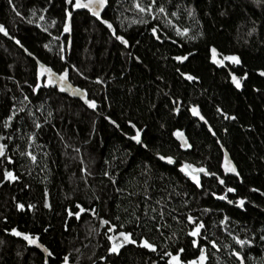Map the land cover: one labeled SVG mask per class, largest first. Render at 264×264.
Here are the masks:
<instances>
[{"label":"trees","instance_id":"obj_1","mask_svg":"<svg viewBox=\"0 0 264 264\" xmlns=\"http://www.w3.org/2000/svg\"><path fill=\"white\" fill-rule=\"evenodd\" d=\"M157 3L166 8L168 19L181 28L188 27L189 34L195 38L184 40L176 36L174 30L166 26L164 16L157 20L149 18L147 24L131 25L129 21L136 15L124 11L130 0H119V3L110 0L111 6L103 15L113 24L117 34L129 41L128 48L115 41L106 27L87 13H75L70 21L71 31L62 34L63 0H51V3L48 0H13L12 5L8 0H0V24L23 45V48L18 47L0 35V118L13 104L12 97L22 99L20 91L23 90L32 101L28 107L33 111V118L40 123L45 118L49 120L42 130H36L31 127L30 120L28 126H24L25 114L21 113V119L14 121L21 127L19 134L0 126V135L14 137L13 141L5 139L0 143L8 145L7 155L14 160V165L8 167L20 177L17 182L0 185V240L4 241L0 244V264H43L45 260L26 242L8 235L6 230L12 227L37 237L52 251L54 255L48 258L49 264H61L65 255L70 258L69 264H151L153 259H158L159 253L131 245L122 248L120 255L109 256L105 250L107 226L100 228L98 219H93L89 213H82L79 221L64 213L65 208L74 209L75 204L80 203L87 209H95L100 218L111 219L117 225L123 223L124 230L132 231L137 240L143 235L160 245L161 239L149 230L151 224L141 222L137 226L134 216H130L137 202L143 208V201L139 196L129 197L128 192H142L145 180L152 186L153 198L160 197V189H164L165 194L173 190L180 193L172 197L171 207L177 214L189 212L203 219L210 238L218 242L233 246L219 229L218 220L224 215L232 222L229 229L241 238L246 235L242 228H247V234L251 235L252 229L264 227V195H261L264 193V78L257 74L264 70V7L256 6L252 0H157ZM13 6L24 20L11 11ZM189 8L193 11L191 17L187 15ZM173 11L177 12V17L170 15ZM41 13L44 20L39 19ZM29 17L32 24L26 22ZM53 20L56 23L48 27ZM36 23L48 27V31L42 32ZM152 26L159 29L161 40L152 37L149 31ZM250 28L254 29L251 35L248 34ZM53 36H59V40H53ZM172 40L177 43L173 44ZM44 45H48V49ZM61 45L66 46L64 61L59 59ZM211 47H215L221 57L239 56L242 64L217 68L211 63ZM24 49L36 59L28 56ZM174 55H188V59L178 63L171 59ZM37 61L57 73L69 68L71 82L96 101L97 110L91 112L80 102L52 88H41L37 95H31L28 84L35 81ZM72 65L87 79L72 72ZM177 68L195 75L198 81L183 80ZM229 70L237 75L248 73L239 91L230 83ZM97 77L104 81L103 85L93 83ZM254 88L259 91H253ZM169 96L183 102L178 114L171 112L173 105ZM42 101L46 103L42 105ZM190 105L198 106L215 136L207 131L202 121L191 116L187 111ZM217 107L237 119L225 120L215 111ZM36 108L41 110L37 112ZM48 111L52 112L51 117L47 116ZM104 116H109L119 128L109 124ZM128 121L144 129L142 140L147 149L127 139L134 134ZM177 130L184 133L190 148H180L178 140L172 136ZM25 133L36 134L31 147L27 145ZM221 147L236 165L239 180L224 177L220 167L224 159ZM25 148L36 155V164L19 155ZM156 153L172 156L174 165L158 160ZM114 155L116 160H113ZM181 162L216 172L226 186L236 188L235 194H223L233 200L244 198V209L212 197V192H222L214 177L201 174L203 188L196 189L179 173ZM145 164L150 169L147 177L142 175ZM81 167L90 174H82ZM105 170L116 180L115 185L103 176ZM25 184L29 187L24 188ZM251 188L258 191L251 192ZM45 191L49 209L43 207ZM185 199L188 200L187 208L183 204ZM16 203L35 207L31 212L27 207L24 212H18ZM204 208L210 212L202 214ZM141 209H136V214ZM182 227L173 223L171 231L176 232L179 239L165 247L172 251L183 246L184 257L192 258L195 250L188 244ZM259 234L256 233L255 245L244 249L255 261L264 259ZM221 249L216 254L220 264H233L234 258L223 250V244ZM100 256H105V260L100 261ZM210 264H217V261L211 258Z\"/></svg>","mask_w":264,"mask_h":264},{"label":"snow or ice","instance_id":"obj_2","mask_svg":"<svg viewBox=\"0 0 264 264\" xmlns=\"http://www.w3.org/2000/svg\"><path fill=\"white\" fill-rule=\"evenodd\" d=\"M48 2L51 3V0H48ZM117 2L119 3V0H117ZM8 3L9 5H12L13 0H8ZM252 3L256 6L264 7V0H252ZM63 4L65 7L63 8L62 34L69 33L71 31L70 21L73 19L74 14L79 12L80 10H85L88 15L94 17L96 21L106 27V29L109 33H111L115 41H118L120 45L124 46V48L130 47L129 41L123 35L117 34V32L114 30L113 24L110 23L108 20L104 19L102 16V13L106 12L107 8L111 6L110 0H63ZM120 7H123V5H120ZM11 11L15 13V15L21 20H24V17L21 15V13L17 10L16 7L13 6ZM124 11H130L136 15V18L131 19L129 21L131 25L147 24L149 23V18L152 20H157L160 16H164L166 20V26L174 30V34L176 36L184 40H192L195 38L194 36L189 34L190 29L188 27L181 28L175 23H173V20L168 19V16L165 15L166 8L163 5H158L157 0H148L147 3H144V0H130L129 7L124 8ZM33 15H36V13L34 12ZM170 15L172 17H177L178 14L177 12L173 11L170 13ZM187 15L189 17L193 15V11L191 8L187 10ZM39 19L44 20L45 16L41 13ZM26 22L28 24H32L33 20L31 19V17H29ZM55 23L56 21L53 20L48 25V27H51ZM35 26L39 28L42 32L48 31V27H44L40 23H36ZM253 30L254 29L250 28L248 34L251 35ZM149 31L153 38L158 41L161 40V34L156 26H152ZM0 34H3L4 36L13 40L18 47L23 48V45L18 39L9 36V33L3 24H0ZM49 35H51V33H49ZM196 35H199V33H197ZM52 39L59 40V36H53ZM172 43L176 44L177 41L172 40ZM44 47L48 49V45H44ZM65 47V45L60 46L59 59L61 61L65 60ZM24 51L28 56H32V53L29 52L27 49H24ZM210 52L211 63L217 68L224 69L228 65L238 66L242 64L240 57L237 55H224L221 57L215 47H211ZM188 55L192 54L189 53ZM188 55H174L171 57V59L178 63H183L188 59ZM32 58L33 60L36 59L34 56H32ZM139 62V58H137V63ZM225 62H227V64H225ZM70 70L72 72H75L78 76H81V78L87 79V77H85L76 66H70ZM177 72L183 80L188 81L189 83L193 81H198V77L180 71L179 68H177ZM68 73L69 68H64L63 71L57 73L56 71H53L52 68L46 67L44 64H41L39 61H37L35 81L32 84H28V87L31 89V95H37L38 90L41 88L53 87L62 93L67 91L70 88V85H68ZM257 74L260 77H264V70H259ZM227 76L230 78L231 85L237 91H239L242 88V82L248 78V73L244 72L243 75H237L233 71L229 70L227 72ZM8 79H11V77H8ZM93 83L97 85H103L104 81L101 78L97 77L93 81ZM17 88L19 89L20 86L17 85ZM253 91L259 90L254 88ZM70 94L73 96L79 94V98L83 101V104L88 109H91L94 112L96 111L97 103L94 99L88 98L86 91L81 89H72L70 91ZM165 95H167V93H165ZM20 97H22V99L12 97L13 104L9 108L7 114L4 117L0 118V126H2L5 131L11 128L13 131L19 134L21 132V127H17L14 121L21 119L20 114L24 113L25 127L28 126V121L30 120L32 128L36 130H42L43 125L49 123V120L45 118L43 123L37 122V120L33 118V111L31 110V108L28 107V105L32 104L30 96L28 94H25L23 90H21ZM168 98L173 105V107L171 108V112L173 114H178L180 112V106L183 102L179 98L173 99L171 96H169ZM43 103H46V101H42V105ZM40 110V108H36L37 112H39ZM187 111L191 114L192 117H195L198 120L202 121L203 124L207 126V131L211 135H216V133L213 131V128L208 125V121L201 114L198 106L190 105L187 108ZM215 111L219 114V116L223 117L225 120L234 121L237 119L236 116L225 113L220 107H217ZM47 116L51 117L52 112L48 111ZM103 118L109 124L113 125L116 128H119V125L114 120L110 119L109 116H104ZM93 123H95V121H93ZM128 124L129 127L134 130V134L127 136V139L135 142V144L139 145L140 147L147 149L148 146L143 143V140L141 138V133L144 131V129L137 128L132 121H128ZM161 127H163V125H161ZM224 131H226V129ZM25 135L27 145L28 147H31L35 143L36 134L25 133ZM172 136L180 142L179 146L181 149H187L191 147L182 131H173ZM23 138L24 137L22 136L21 139ZM5 139L7 141H13L14 137L12 135H0V141H3ZM216 143L220 144V141L217 140ZM7 150L8 145L5 143H0V185H3L5 183L12 184L13 182H17L20 178L18 175L14 174V171L11 168L8 167L14 165V160L12 156L7 155ZM220 150L224 153V159L223 162L220 164V167L223 169L225 174L231 173L237 178V180H239L240 174L238 173L236 167L228 159L227 152H224L223 147H221ZM11 151L15 153L16 149H11ZM74 151L79 152V149H74ZM19 155L22 157H26V159L32 164H36L37 162L36 155L32 151H29L28 148L21 150L19 152ZM156 156L158 160L163 161L168 165H174L175 163L173 157L170 155L165 156L156 153ZM113 160H116L115 155L113 156ZM108 163L109 162L106 160L105 164ZM144 169L145 171L142 173V175L147 177L148 172H150V169L148 168L147 164L144 165ZM178 171L179 173L183 174V176L187 178V180H189L191 184L195 186L196 189L203 188L201 174L203 175V177H214L216 182L221 186L222 192L221 194L212 192V197L219 201H225L229 205H234L238 209H244L246 203L244 198L237 197L235 200H233L229 199L226 195L223 194V192L235 194L236 188L226 186L225 180L222 179L221 176L217 175L216 172L210 171L203 166L194 167L190 163L183 162L180 163ZM80 172L86 175L90 174L84 167H81ZM103 176L108 178L113 185L116 184V180L111 176L109 171L105 170L103 172ZM28 187L29 185H24V188ZM151 188L152 186L147 183V180H145L142 192H128L129 197L139 196L140 200L143 201V208L141 209V203L137 202L135 208L133 209V212L130 213V216H134V221L137 226H140L141 222H143V224L145 225L151 224V229L149 230L154 231V233L161 239L162 243L160 245L148 240L143 235H141L137 240L132 231L124 230L125 225L123 223L117 225L113 224L111 222V219L100 218L95 213V209H87L83 207L80 203H76L74 209L65 208L64 213L67 217H75V219L78 221L81 219L82 213H89L92 215L93 219H98L100 228H104L105 226H107V232L105 233V250L109 256H118L120 255L122 248L131 245L137 248L146 249L150 253H159L158 259H153L151 261V264H159V262H162V264H210L211 258H214L217 261V264H220V258L216 254L221 252V244H223V250L228 253L230 258H234L233 264H248V262H251V264H264V259L255 261L250 254L244 251L245 248L251 249L255 245L257 240V232L260 233L258 236V240L261 242V245L264 246V227H261L259 229H252L251 235L247 234L249 231L247 228H242L241 231H244L246 235L241 238L239 234L234 233L229 229V223L232 222L230 221L229 216L224 215L218 220L219 229L229 238L231 245L233 246H230V244H224L222 241L218 242L216 239L210 238V234H208L206 229V223L203 219H200L197 216L190 214L189 212L177 214L176 209L171 207L172 197L174 195L178 197L181 195L180 193L175 192V190H173L172 192H167V194H165V190L160 189V197L153 198L151 195ZM250 191L257 192L258 189L251 188ZM261 195H264V193H261ZM183 204L184 207L187 208L188 200L185 199L183 201ZM26 207L27 211L31 212L35 206L32 204H28L27 206H25L22 203L15 204V209L18 212H24ZM43 207L45 209L50 208L47 191H45L44 193ZM136 209H141L139 214H136ZM125 211H127V209H125ZM201 212L202 214H207L210 212V209L204 208L201 210ZM114 219L119 220L120 218L114 217ZM173 223L183 225L181 231L184 233V236L188 238V244L191 246L192 249L195 250L192 258L186 259L184 257L183 253L185 252V248L183 246H178L172 251L167 250V248L165 247V245L170 247L172 241L179 239L178 234L176 232L171 231ZM215 226L216 224L214 223L213 227ZM6 231L8 235L15 238H19L26 242L27 246H35L36 248L40 249L42 252L46 253L48 257H52L54 255V253L52 251H49L47 247H44L41 243H38V238L33 235L27 232L19 231L16 227H12L11 229ZM90 231L95 230L90 229ZM96 234L99 235V232L97 231ZM3 243L4 241L0 240V244ZM69 259V256H63L61 264H69ZM99 260L104 261L105 256H100ZM43 264H49V261L45 259L43 261ZM93 264H95V262H93Z\"/></svg>","mask_w":264,"mask_h":264},{"label":"water","instance_id":"obj_3","mask_svg":"<svg viewBox=\"0 0 264 264\" xmlns=\"http://www.w3.org/2000/svg\"><path fill=\"white\" fill-rule=\"evenodd\" d=\"M79 12H82V13H86V11L85 10H80ZM104 13L105 12H103L102 13V16L104 15ZM2 37H4L5 39H7V40H9V41H13V40H11V39H9L8 37H6V36H4L3 34H0ZM10 36V35H9ZM14 42V41H13ZM16 44V43H15ZM17 45V44H16ZM70 47H71V39L69 40V42H68V48L70 49ZM211 53V52H210ZM42 64V63H41ZM45 65V64H44ZM46 67H49V66H47V65H45ZM51 68V67H50ZM54 71V70H53ZM262 78H264V77H262ZM42 79H44V78H42ZM247 81V79L246 80H244L243 82H242V86H243V84L245 83ZM68 85H70V88L67 90V91H65V92H59L58 90V93L60 94V95H62V96H65V97H67V98H69V99H71V100H75V101H78V102H80L84 107H86L84 104H83V101L79 98V94H77L76 96H73V95H71L70 94V91L72 90V89H81V88H79V87H77V86H75L72 82H71V80H70V78H69V75H68ZM50 88H52V89H55V88H53V87H50ZM82 90V89H81ZM88 95V94H87ZM89 98V97H88ZM87 108V107H86ZM97 108H98V104H97ZM88 109V108H87ZM88 110H90L91 112H94V111H92L91 109H88ZM97 110V109H96ZM141 138H142V133H141ZM186 138V137H185ZM179 142V141H178ZM180 143V142H179ZM224 152H226L225 150H224ZM228 159L230 160V158L228 157ZM231 162H232V164L236 167V165L234 164V162L232 161V160H230ZM236 169H237V167H236ZM222 171H223V169H222ZM237 171H238V169H237ZM223 174H224V177H234V178H236L234 175H232L231 173H228V174H225L224 173V171H223ZM38 243H40L39 242V240H38ZM44 246V245H43ZM32 248H34V249H36L38 252H40L43 256H44V259H47L48 260V256L46 255V253H44V252H42L40 249H38V248H36L35 246H31ZM45 247V246H44Z\"/></svg>","mask_w":264,"mask_h":264},{"label":"flooded vegetation","instance_id":"obj_4","mask_svg":"<svg viewBox=\"0 0 264 264\" xmlns=\"http://www.w3.org/2000/svg\"><path fill=\"white\" fill-rule=\"evenodd\" d=\"M31 247V246H30Z\"/></svg>","mask_w":264,"mask_h":264}]
</instances>
